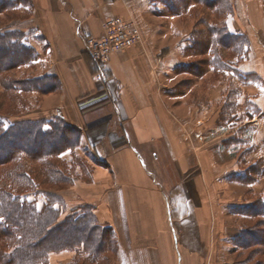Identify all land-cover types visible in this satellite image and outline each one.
I'll return each instance as SVG.
<instances>
[{
	"label": "crops",
	"instance_id": "crops-1",
	"mask_svg": "<svg viewBox=\"0 0 264 264\" xmlns=\"http://www.w3.org/2000/svg\"><path fill=\"white\" fill-rule=\"evenodd\" d=\"M33 2L38 19L30 30L45 36L48 45L35 61L45 63L37 79L53 77L58 82L56 91L40 100V107L79 131V144L60 158L72 163L74 155H84L89 163L86 175L73 176L79 198L93 204L100 220L118 233H151L149 239L132 241L140 253L120 264H227L213 256L212 250L207 257L189 256L186 250L202 248L203 243L178 240L177 228L189 224L193 215L198 230L207 232L209 218L221 216L220 202L228 197L243 204L258 197L264 200V52L256 61L249 51L246 66H233L242 73H257L258 81L238 79L230 86L228 125L219 129L224 136L221 141L230 142V159L223 163L209 156L204 139L200 146L190 140L185 105L164 90L160 76L166 58L175 51L160 57L154 44L158 34L149 33V23L144 22L147 16L158 18L155 1ZM37 10L43 13L37 14ZM115 16L134 18L143 41L111 56L103 88L96 81L98 67L86 51L85 38L102 36L104 23ZM180 16H167V37L172 42L181 35ZM231 20H250V39L264 49L263 2H238L237 15ZM219 95L223 98L222 91ZM257 164L259 174H255ZM79 173L83 174L81 169ZM176 184L181 192L174 195ZM206 244L215 248L214 242Z\"/></svg>",
	"mask_w": 264,
	"mask_h": 264
},
{
	"label": "rangeland",
	"instance_id": "rangeland-1",
	"mask_svg": "<svg viewBox=\"0 0 264 264\" xmlns=\"http://www.w3.org/2000/svg\"><path fill=\"white\" fill-rule=\"evenodd\" d=\"M10 1L9 6L6 4L3 6V1L0 0V31H15V33L23 34L24 44L29 45L31 48L29 51L33 50L34 55H22L21 61L12 60L15 56L14 52L0 49V114L7 115L17 121L46 120L53 116H50V112L47 113L41 109L40 100L44 99L46 94L56 91V87H58V82L53 77L46 80L41 79L42 81L37 79V75L44 72L45 63L38 64L36 62V64L35 61L39 60V57H42L48 49L46 38L38 34L35 29L30 30L35 19H38L37 16L35 17L36 9L33 0ZM153 1L157 3L156 13L159 16L158 18L147 16V20L144 22L149 23V33L158 34L155 35L157 41L155 40L154 44L160 52V57L163 58L172 49L175 51L173 57L170 58L172 60L166 58L163 73L160 76L164 90L175 95L179 103L185 105L183 112L190 125V140L196 146H200L204 144L199 142L202 141L200 139H204L205 149L210 152L209 156H215L219 162H227L230 159L228 149L230 142L221 141L224 136L221 135L219 129L221 125H228L229 116L227 113L229 112L230 99L227 96L230 86H233L238 79L258 81L257 73H242L233 66L241 63L246 66L248 63L246 58L251 51L254 52L256 61L264 52L263 48L252 43L250 39L247 31V27L251 24L250 20H231V17H236L238 2L240 3L242 0H174L173 8H170V0ZM258 1L264 4V0ZM40 12L43 13V10H37V14ZM173 14L181 15L178 20L181 35L175 36L174 42L167 37L170 22L167 20V16ZM22 29L26 32H23ZM185 34L188 36L183 39L181 36ZM167 44H172V46H167ZM161 64L160 66H162ZM28 79L32 82V87L27 90L25 85H27L26 80ZM12 82H15L17 85L14 86L17 87H12ZM262 82L264 85V78ZM221 91L223 98L219 95ZM225 96L228 99H225ZM65 131L72 138L79 134L75 129H65ZM200 132L202 136L198 137L196 133ZM75 144L77 146V142ZM28 148L31 152L20 153L19 157H13L11 161L0 164V192L4 187H6L4 189L14 192L32 188L27 179L23 180L20 177L23 172H28L30 180L38 186V190L54 195L49 199V202L52 204L60 202L56 203V207L60 208L62 220L77 212L91 214L90 208L94 205L85 197L79 198L73 179L64 176V174L68 176L86 175V166H89L87 157L74 155L73 162L70 163L59 158L57 154H44L35 157L36 145L30 144ZM191 149V159L192 162H195L197 158H195L193 144ZM86 151L88 155L93 156L92 152ZM79 168L83 174L79 173ZM58 169L62 170L61 178L54 173ZM254 169L255 174H259V164ZM179 192H181V187L176 184L174 195ZM55 196H59L62 201H58V197L56 199ZM39 199L44 200V197L40 195ZM231 199L232 197H228L220 202L222 205L220 213L222 214L216 220L213 216L209 218L207 232L198 230L193 223L196 216L191 215L189 224L178 226V240L205 243V245L202 244V248L186 250L189 256L207 257L212 250L213 256L215 254V257H219L223 263L227 261V264H264V244H261L264 234L260 233V230L264 228V217L261 214L251 216L240 214L248 205L254 206L255 211V208L260 206L262 198H255L245 204ZM95 216V223L100 229V232L97 231L99 232L98 238L103 239L100 243L101 252L91 255L83 248L71 250L66 247L52 246V250L47 255L48 264H120L129 256L135 257L136 253H140L139 250L132 247V241L151 238V233L132 234L126 231L118 233L111 226L103 228L108 226L107 223L102 222L96 213ZM246 229L247 231H245ZM167 235L171 240L170 235L168 233ZM55 239L58 241V238L55 237ZM241 240L243 241L241 242ZM212 241L215 244L214 249L208 248L206 244V242L211 244ZM4 250L7 249L3 248Z\"/></svg>",
	"mask_w": 264,
	"mask_h": 264
},
{
	"label": "trees",
	"instance_id": "trees-1",
	"mask_svg": "<svg viewBox=\"0 0 264 264\" xmlns=\"http://www.w3.org/2000/svg\"><path fill=\"white\" fill-rule=\"evenodd\" d=\"M2 1L3 6L11 4L10 0ZM173 1H169L170 8L174 7ZM23 39L24 35L15 31H0V49L14 52L15 56L11 57L12 60L21 61L22 55H34V51H29L31 48L24 44ZM26 83L25 87L28 90L32 87V82L28 79ZM15 84L12 82V87H17L14 86ZM37 86L40 88L38 84ZM65 129L77 130L60 116L53 115L46 120L17 121L0 114V164L11 161L13 157H19L20 153L31 152L28 148L30 144L37 147V151L34 152L35 157L57 154L60 158L66 149L76 147L75 142L79 144V134L75 138L69 137ZM77 132L79 133L78 130ZM48 146L51 147L48 149ZM61 172L62 170L58 169L54 173L61 178ZM29 175L28 172H23L20 177L23 180L27 179L32 188L14 192L4 187L0 192V264H48L47 255L52 250V246L66 247L71 250L83 248L91 255L99 254L103 239L98 238L100 229L95 223L94 206L90 208L91 214L77 212L62 220L60 208L56 207V203L60 202H53V204L49 202L54 195L38 190V186L30 180ZM64 176L73 179V176L67 174ZM40 195L44 197V200L39 199ZM57 197L55 196L58 201H62L59 196ZM253 207L248 205L240 214L246 216L261 214L264 217V200H261L260 206H257L255 211ZM103 228H110V226ZM261 232L264 234V228L260 230ZM104 238L106 239L105 235ZM262 242L261 244H264V240ZM3 248L7 250L3 251Z\"/></svg>",
	"mask_w": 264,
	"mask_h": 264
},
{
	"label": "built area",
	"instance_id": "built-area-1",
	"mask_svg": "<svg viewBox=\"0 0 264 264\" xmlns=\"http://www.w3.org/2000/svg\"><path fill=\"white\" fill-rule=\"evenodd\" d=\"M142 41V32L136 20L123 16L108 19L103 25L102 36H87L85 38L86 51L98 67L96 81L100 86L106 87V69L111 56Z\"/></svg>",
	"mask_w": 264,
	"mask_h": 264
}]
</instances>
